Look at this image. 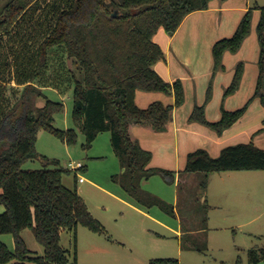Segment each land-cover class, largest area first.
<instances>
[{
  "label": "trees",
  "instance_id": "16d2710c",
  "mask_svg": "<svg viewBox=\"0 0 264 264\" xmlns=\"http://www.w3.org/2000/svg\"><path fill=\"white\" fill-rule=\"evenodd\" d=\"M39 1L9 0L0 9V78L5 80L10 74L11 80L26 85L17 107L0 112V206L4 209L0 214V264H69V251L61 245L63 232L73 234L83 226L91 232L104 233L77 189L64 186L63 175L68 171L59 168V161L41 157L36 150L41 130L68 146L76 144L78 139L75 129L54 127L55 116L64 112V104L48 99L33 85L49 70L48 56L54 48L63 49L73 66L70 70L74 85L73 123L85 137L84 148L90 150L102 133L111 134L112 148L122 170L113 181L139 204L160 207L171 217H177L174 206L142 188L144 181L157 175L175 183L177 174H199L200 186L206 194L215 174L264 172V149L253 142L228 146L216 158L198 149L188 155L187 165L179 173L151 168L153 153L131 134L134 126L157 133L167 131L175 110L185 103L181 80L169 83L156 70L157 64L166 60L165 52L155 42L156 35L164 30L173 36L187 16L208 10L214 0H73L72 3V0H55L44 9ZM39 8L44 15L35 20ZM256 9L261 11L257 26L260 57L253 96L236 111L222 108L218 122L207 120L205 105L195 106L189 117L190 123H199L218 136L240 121L253 102L259 101L264 109V7L256 6ZM252 21L253 10L249 9L234 35L214 44V76L225 71L224 54L238 52L249 37ZM6 45H12L16 57L12 72L7 68ZM243 71V64H238L224 97L239 90ZM138 91L172 95L175 102L168 106L154 102L142 109L136 103ZM211 91L210 87L207 102ZM39 98L45 100L43 107L37 106ZM263 131L264 127L256 134ZM40 157L45 163L43 169L23 170L26 162ZM184 185H179L178 194ZM204 202L208 213L211 207L206 197ZM178 213L181 215L182 210ZM208 221L206 217L205 222ZM25 230L32 231L43 247L42 257H30L32 252L22 236ZM193 232L191 228L182 230L181 240ZM3 235L13 236L15 252L1 241ZM248 258L249 264H264V247L252 248ZM151 264L179 262L154 260Z\"/></svg>",
  "mask_w": 264,
  "mask_h": 264
},
{
  "label": "rangeland",
  "instance_id": "374dc122",
  "mask_svg": "<svg viewBox=\"0 0 264 264\" xmlns=\"http://www.w3.org/2000/svg\"><path fill=\"white\" fill-rule=\"evenodd\" d=\"M8 1L0 0V9ZM218 1L220 5H225L229 0ZM54 2L55 0H40L39 6L44 9ZM256 6L264 7V0H250L249 9L253 10L251 34L238 52L224 54L225 71L213 75V45L210 50L213 66L210 78L193 80L187 85L181 81L185 92L183 109H188L192 114L195 106L205 105L207 120L218 122L221 118L213 121L215 115L219 114L222 108L226 110L228 103L237 97V94L224 97L223 92L215 102L218 74L233 73L234 76L236 67L240 63L244 67L243 75L245 71L248 74L253 72L255 67L259 70V63L257 59H253V56L255 58L256 54L259 57L260 44L257 42L258 49L255 50L251 43V39H256L258 35L257 26L261 19V11L256 9ZM41 8L35 20L44 15ZM227 15L228 13L222 10L218 13V21L220 22ZM4 53L9 60L7 68L12 72L16 60L12 45H6ZM226 54L227 60H224ZM48 66L49 70L42 75V79L37 84L52 86L55 80L59 91L46 88L43 93L48 99L62 102L65 106L64 112L55 116L54 127L60 130L75 129L78 139L76 144L68 146L48 132L41 130L37 137V153L48 160L59 161V168L66 171L71 162L82 163L86 167L85 171L78 172V175L86 181L84 184L78 183L79 194L91 214L104 229L103 234L91 232L83 226H79L73 234L69 231L63 232L61 245L69 251V264H75L76 261L77 264H151L154 260L169 259L177 260L179 264H249V251L252 248L264 247V172H233L216 176L212 180L208 193V205L211 207L208 213L204 202L206 194L200 186L202 176L198 174L184 179L185 185L180 194H178L177 181L169 183L160 175L142 184L144 191L161 199L167 205L174 206L177 217H171L160 207L149 208L141 205L113 181V177L119 175L122 170L119 159L112 148L111 134L102 133L90 150L84 148L85 137L73 123L74 85L70 74L73 66L68 61L65 51L58 48L51 50L48 56ZM4 78L5 80L0 78L2 99L0 112L16 108L22 95V88L10 85L12 78L10 74ZM186 86L189 88L187 93ZM210 87L211 97L207 102ZM44 105L45 100L39 98L37 106L43 107ZM233 106L239 105L232 104L231 108H234ZM243 106L232 111L241 109ZM263 112L264 109L260 102L255 101L245 116L234 126L248 125V128L259 131L264 126ZM207 130L212 133L211 129ZM41 157L26 162L22 167L23 170L43 169L45 163ZM63 184L66 188L74 190L75 172L65 173ZM181 210L182 213L179 215L178 212ZM3 211V207L0 206V214ZM206 217H209L207 223L205 222ZM190 228L194 232L181 240L178 232ZM22 236L32 252L31 258L44 255V249L38 244L32 231L25 230ZM1 241L11 252H15L12 235L1 236Z\"/></svg>",
  "mask_w": 264,
  "mask_h": 264
},
{
  "label": "crops",
  "instance_id": "0c3cea01",
  "mask_svg": "<svg viewBox=\"0 0 264 264\" xmlns=\"http://www.w3.org/2000/svg\"><path fill=\"white\" fill-rule=\"evenodd\" d=\"M220 4L218 0H214L210 3L208 10L194 12L187 16L173 36H170L164 30L158 32L155 37V42L159 44L165 52L166 60L159 62L156 66V70L165 81L173 83L177 80H181L187 85V83L193 80H207L210 78L213 67L210 56L212 46L219 39L230 37L231 33L235 31L242 17L249 10L250 0H229L225 5ZM222 10L228 13V15L219 22L217 19L218 13L222 12ZM251 40L254 49H258V35L256 39L252 38ZM259 57L255 54V58L253 56V59H257L256 61L259 63ZM224 60H227V54ZM258 75L259 70L257 67H255L253 72H249V74L246 71L244 72L241 86L235 93L237 97H235V100L230 101L231 103H228L225 108L227 111H232L247 103L255 92ZM42 77L43 76L33 83L35 87L42 91L46 88L59 91L55 84V80L52 86H41L37 84ZM233 78V73L218 74L215 96L217 98H215V102L221 94L225 92V89L231 85ZM10 85L22 88L23 95L26 85H19L15 80H11ZM187 90H189V88L186 86V93ZM154 102H161L168 106L174 104L175 98L172 95L158 92H137L136 103L140 108L145 109ZM230 104H237L239 106H233L234 108H231ZM190 115L191 112H189L188 109H183V107L175 110L173 121L169 125L167 131L162 133H157L149 128L141 126L132 127V136L139 140L144 149L153 153V159L150 164L151 168H161L179 173L185 169L188 155L198 149L206 150L212 157H218L222 150L228 146L247 144L250 142L264 149V132L256 134L258 130L250 129L248 125H236L226 131L222 136H218L214 131L210 133V131L207 130L208 128L206 129V127L199 123H190ZM221 117L222 111L215 115L213 121H217ZM100 136L101 135H99V137ZM85 170L86 167H84L82 171ZM231 173L233 172L215 174L211 177L206 193L207 199H209L208 193L210 192L212 180L218 175ZM190 176L194 175L177 174V188L180 184H183L185 178ZM85 182L86 181L79 183L78 178L75 176V188L78 193V183L84 184ZM178 235L180 237L182 231H179Z\"/></svg>",
  "mask_w": 264,
  "mask_h": 264
},
{
  "label": "built area",
  "instance_id": "2783aa9c",
  "mask_svg": "<svg viewBox=\"0 0 264 264\" xmlns=\"http://www.w3.org/2000/svg\"><path fill=\"white\" fill-rule=\"evenodd\" d=\"M83 169H84V165L82 163H74V162H71L68 165V171L75 172V176L78 178V182L79 183H83L85 181L84 178H82V177H80L78 175V172L79 171H82Z\"/></svg>",
  "mask_w": 264,
  "mask_h": 264
}]
</instances>
